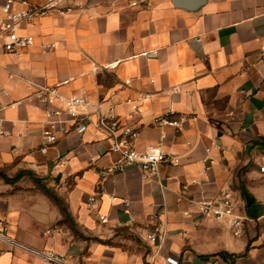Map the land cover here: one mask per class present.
<instances>
[{
    "label": "crops",
    "instance_id": "1",
    "mask_svg": "<svg viewBox=\"0 0 264 264\" xmlns=\"http://www.w3.org/2000/svg\"><path fill=\"white\" fill-rule=\"evenodd\" d=\"M132 1L61 0L67 13L22 25L33 45L13 53L0 41V172H25L0 178L8 235L80 264H264V0ZM54 86L88 98V127L42 152L51 106L38 92ZM111 106L139 128L140 150L159 147L180 163L148 178L136 165L102 178L117 155L97 113ZM168 112L183 118L179 129L154 124ZM223 189L235 192L239 236L198 210ZM94 194H103L96 206ZM0 264L49 263L0 239Z\"/></svg>",
    "mask_w": 264,
    "mask_h": 264
},
{
    "label": "built area",
    "instance_id": "2",
    "mask_svg": "<svg viewBox=\"0 0 264 264\" xmlns=\"http://www.w3.org/2000/svg\"><path fill=\"white\" fill-rule=\"evenodd\" d=\"M61 0H48L45 3L38 4L30 0H4L0 15V41L5 52L19 53L22 48L29 47L34 44L35 38L30 34H23L20 29L24 23L33 22L35 19L48 16L51 14H65L70 8L62 6ZM147 4V0H133L132 5L137 6ZM3 94H8V91L3 89ZM38 97L41 103L51 106L47 109V115L50 119L47 120L46 129L43 132L42 152H47L48 148L55 144L61 136L69 135L74 130L78 136H81L88 127L84 121L88 116L86 107L89 105V100L85 95L73 94L66 96L62 94L58 87H44L38 92ZM126 102L131 105L133 111L138 110L136 100L129 97ZM67 116L63 119L62 116ZM97 122L99 127L107 134L110 143V151L117 155V159L108 167L102 169L101 176L106 178L117 171H123L130 165L138 166L144 173V177L148 178L150 174L155 173L161 164H179L177 154L167 152L161 148L149 147L145 150H140L137 146V140L140 135L138 127L124 123L121 116L116 112L115 107L111 106L106 112L101 109L97 113ZM154 124L159 127L170 125L180 128L183 118L175 117L172 112H168L154 118ZM68 122L73 125L70 127ZM75 156L74 151H69L67 154L59 157L57 166L67 165ZM264 171V167H261ZM206 174L205 170L199 172L200 176ZM199 182L197 179H192L184 183L180 195L181 198L186 195L190 184ZM98 194L91 195L88 200L92 206H96L99 197ZM111 201H115L114 195H108ZM128 204V202H125ZM198 210L204 217H209L217 222L227 221L233 230L235 236L241 234L243 226V217L238 213L235 192L231 189H223L221 193L212 198H207L198 203ZM103 222H107L106 216H101ZM8 225L0 219V239L4 242L21 248L32 256L49 264H80L70 260L66 254L55 250H41L25 244H22L8 235ZM160 229L156 228L148 234V240L155 242Z\"/></svg>",
    "mask_w": 264,
    "mask_h": 264
},
{
    "label": "trees",
    "instance_id": "3",
    "mask_svg": "<svg viewBox=\"0 0 264 264\" xmlns=\"http://www.w3.org/2000/svg\"><path fill=\"white\" fill-rule=\"evenodd\" d=\"M263 145H264V143H263ZM24 175H25V172L20 173V174H18L17 176H15L13 178H10L6 174H4L3 172H0V178L3 177L4 180L6 182H9V183H15V182L19 181ZM35 181H36L37 185H39L40 187L44 188L49 194H51L53 197H55V199H57V197L52 192V190L50 188H47L45 185H43V183L41 182V180L39 178L35 177ZM63 212H64L65 216L68 217V212H67L66 208H64V207H63ZM220 254L222 256H224V252H220Z\"/></svg>",
    "mask_w": 264,
    "mask_h": 264
}]
</instances>
